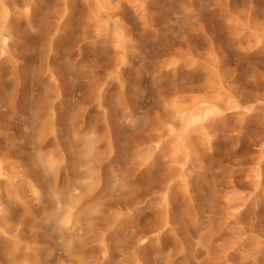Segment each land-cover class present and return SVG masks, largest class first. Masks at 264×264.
I'll return each mask as SVG.
<instances>
[{"label":"rangeland","instance_id":"1","mask_svg":"<svg viewBox=\"0 0 264 264\" xmlns=\"http://www.w3.org/2000/svg\"><path fill=\"white\" fill-rule=\"evenodd\" d=\"M0 264H264V0H0Z\"/></svg>","mask_w":264,"mask_h":264},{"label":"bare ground","instance_id":"2","mask_svg":"<svg viewBox=\"0 0 264 264\" xmlns=\"http://www.w3.org/2000/svg\"><path fill=\"white\" fill-rule=\"evenodd\" d=\"M49 164L52 165V164H53V160H50V161H49Z\"/></svg>","mask_w":264,"mask_h":264}]
</instances>
